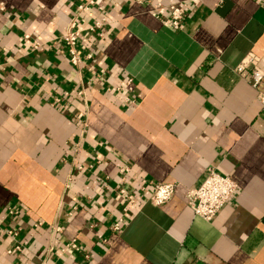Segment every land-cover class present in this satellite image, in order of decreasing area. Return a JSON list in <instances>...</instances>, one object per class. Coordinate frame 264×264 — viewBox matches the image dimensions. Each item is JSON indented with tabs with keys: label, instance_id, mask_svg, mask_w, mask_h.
I'll list each match as a JSON object with an SVG mask.
<instances>
[{
	"label": "crops",
	"instance_id": "obj_1",
	"mask_svg": "<svg viewBox=\"0 0 264 264\" xmlns=\"http://www.w3.org/2000/svg\"><path fill=\"white\" fill-rule=\"evenodd\" d=\"M86 1L0 0V264H264V0H148L184 4L181 29L103 0L74 64ZM210 166L238 188L207 221L187 193Z\"/></svg>",
	"mask_w": 264,
	"mask_h": 264
},
{
	"label": "built area",
	"instance_id": "obj_2",
	"mask_svg": "<svg viewBox=\"0 0 264 264\" xmlns=\"http://www.w3.org/2000/svg\"><path fill=\"white\" fill-rule=\"evenodd\" d=\"M137 1L141 4L147 3L152 11L158 13L162 19L167 20L176 29H181L187 16V9L184 4L173 3L165 6L162 3H153L148 0ZM102 5L103 0H87L84 3L78 4L76 13L71 18L67 30L62 35L66 49L74 64H79L81 61L79 45H81L83 37L97 35L101 39L104 38V34L100 32L103 21L106 19L104 14L101 13L102 17L88 25L86 29H82L80 26V19L86 12L95 10L96 6L102 9ZM254 63V57H248L236 67V71L244 73ZM263 79L264 69L260 65H257L251 73L250 81L254 87H258ZM258 97L264 106V91L259 92ZM150 184L153 192L149 197V201L158 206L170 201L177 187L175 183L151 182ZM237 188L238 185L231 176L223 175L218 171L217 167L210 166L202 183L196 188L189 189L187 193L188 204L197 216L210 221L232 198ZM120 193L124 196L129 195L124 188L120 190ZM121 221L115 224V230L121 229Z\"/></svg>",
	"mask_w": 264,
	"mask_h": 264
}]
</instances>
